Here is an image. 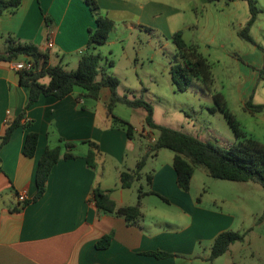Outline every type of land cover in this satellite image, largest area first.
Here are the masks:
<instances>
[{
    "label": "crops",
    "instance_id": "obj_1",
    "mask_svg": "<svg viewBox=\"0 0 264 264\" xmlns=\"http://www.w3.org/2000/svg\"><path fill=\"white\" fill-rule=\"evenodd\" d=\"M96 1L100 12L115 23L108 43L102 45L106 55L115 56L120 46L127 51L128 43L136 48L154 39L168 42L173 35L183 32L189 45L196 46L203 56L214 55L218 63L222 57H233L240 71L243 65L264 66V0H257L262 12L251 28L254 44L239 36L251 16L243 0ZM97 28V18L83 0H24L16 13L0 15V53L6 51V36L12 35L21 43L35 44L40 51L49 52L52 65L57 61L63 64L69 57L104 52L100 46L94 50L89 47V32ZM50 42L52 48L48 46ZM28 59L21 56L18 63ZM15 64L0 62V145L8 119L21 116L30 97V90L20 83ZM249 84V80L237 84L243 110L251 100L261 104L256 102L258 89L249 88ZM221 94L229 106V97ZM84 95L76 90L62 100L40 98L22 121H31L30 128H17L1 148L0 264H215L218 259L210 261L212 246L227 231L228 216L203 206L193 195L192 186L191 192L179 187L174 154L162 155L166 149L152 154L142 171L141 180L146 182L150 174L144 170L150 160L157 162L151 173V186L147 182L141 184L136 195V182L132 188L123 189L121 173L133 171L141 160L135 159L131 164L134 166L126 169L128 153L137 150L142 158L149 152L140 138L143 140L150 130L145 121L141 130L135 128L141 137L129 140L124 130L113 127L106 105L103 110L94 109ZM249 114L264 139V112ZM238 121L248 136L256 135V130H247V122ZM29 132L40 136L33 158L24 155ZM59 139L78 143L74 151L77 157L56 164L43 197L23 208L19 196L25 193L27 200L35 198L40 160L46 148L58 145ZM90 141L98 143L103 154L97 168H90L87 163L89 148L84 143ZM111 167L113 173L109 172ZM194 178L195 173L192 185ZM97 186L110 190L120 206H134L141 188L161 197L143 195V217L138 224L130 225L122 217L102 214L91 202ZM105 236L112 237L110 245L99 249L98 243ZM159 252L170 257L154 255Z\"/></svg>",
    "mask_w": 264,
    "mask_h": 264
},
{
    "label": "trees",
    "instance_id": "obj_2",
    "mask_svg": "<svg viewBox=\"0 0 264 264\" xmlns=\"http://www.w3.org/2000/svg\"><path fill=\"white\" fill-rule=\"evenodd\" d=\"M83 1L91 8V12L97 18L98 28L89 32V47L94 50L96 47L108 43L110 34L115 29V23L100 12L101 9L96 0ZM243 1L247 2L251 16L246 27L239 32V36L242 41L254 44L251 28L256 23L262 9L258 6L257 0ZM23 3L24 0H0V15L16 13ZM50 21V19H47V22ZM183 36L184 33L179 32L171 38L181 58V62L171 68L173 82L180 92H186L194 79L202 81L205 88L213 94L216 103L211 110L222 113L231 126L236 137L234 144L222 147L157 124L154 120L153 107L144 99V93L147 90L145 88L142 90L143 95L140 98L135 97L132 99L127 94L120 95L118 92L120 86L119 78L110 75L105 69H101V62L104 60L112 68L114 63L103 57L101 53L89 52L86 55H82L78 68L68 71L61 64L52 65L49 52H42L35 44H24L17 40L16 37L7 35V48L6 51L0 53V62L18 63L19 58L25 56L32 60L34 68L32 71L20 72V83L23 87L30 90V97L21 116L14 120L8 119L0 151L2 146L11 140L17 128L24 127L26 130L30 128L32 125L31 121L24 124H22V121L26 118V111L36 102H39L40 98L55 97L62 100L72 95L79 87L85 91L84 99L98 101L101 100L103 89H108L110 98L105 105L108 116L113 121L112 125L114 128L124 130L129 140L136 138L135 127L115 114L117 105L124 104L130 109H143L146 112L145 121L149 130L158 132L155 143L149 147V152L143 155L136 169L131 172L121 173L120 181L123 189H130L135 182L140 181L148 159L152 154L163 149L169 150L174 154L173 166L177 175V182L179 187L185 192H191L192 180L198 166L207 168L209 175L213 179L236 183L254 182L264 189V143L245 133L241 123L227 106L225 97L221 93L214 91L215 78L208 59L199 52L196 46L189 45ZM46 78L49 79L48 84L42 83ZM245 110L251 114L263 113L264 105H256L251 100L246 104ZM39 141V134L29 132L24 145V155L29 158L35 157ZM77 144L59 139L58 145L46 148L37 169V194L35 198L26 199L23 202V208L39 201L43 197L52 168L56 164L62 159L72 160L77 157L74 154ZM84 144L89 148L86 157L89 167L97 168L98 160L103 157L99 144L92 141ZM0 172H2L1 165ZM146 181L148 186L152 185L153 177L151 174L146 177ZM143 190V188L140 189L137 203L134 206H120L112 198L110 190H104L101 186H97L92 191L91 202L96 205L102 214L122 217L130 225H135L138 224L144 214L142 196L158 195L152 191L145 192ZM111 240V236L103 237L98 243V248H107ZM243 241H245V235L232 230L221 233L213 243L210 261L214 262L225 255L232 244ZM154 255L160 258L170 257V255L162 252L154 253Z\"/></svg>",
    "mask_w": 264,
    "mask_h": 264
},
{
    "label": "rangeland",
    "instance_id": "obj_3",
    "mask_svg": "<svg viewBox=\"0 0 264 264\" xmlns=\"http://www.w3.org/2000/svg\"><path fill=\"white\" fill-rule=\"evenodd\" d=\"M99 48L104 51L101 52L102 56L109 58L116 65L112 68L104 60L101 62V69H105L110 75L118 76L120 95L127 94L132 99L140 98L143 95L142 90L144 88L147 90L144 93V99L153 107L154 120L157 124L222 147H227L236 140L223 114L211 110L216 103L213 94L205 88L201 80L194 79L186 92H180L174 84L171 68L178 65L181 58L172 40L166 42V40L154 39L150 44L145 43L136 48L128 43L127 51H123L121 46L117 47L115 56L104 54L106 47ZM204 57L208 59L215 77L214 91L229 97L228 107L238 120L247 122L250 128L247 129L248 131L256 130L257 133L253 135V138L262 137L255 119L240 108L242 105L237 93V84H243L249 80L248 87L258 89L256 102L264 104V66L254 67V69L247 68L241 63L243 69L240 71L233 57H222L220 63L214 61L217 58L214 55L210 57L206 53ZM79 59L80 56L76 55L69 57L63 64L59 61L54 64H61L66 70L73 71L78 68ZM42 83L47 84L48 78ZM76 90L85 93L82 88L78 87ZM101 96L99 101L87 99L88 105L94 109L103 110V106L109 101L110 91L103 89ZM115 114L126 119L139 130L145 125L144 110H134L124 104H118ZM139 137L141 136L136 135L135 139L138 140ZM157 137L158 132L147 131L144 139L142 140L141 137L140 140L149 148L155 143L153 138ZM260 139L264 143V139ZM164 151L162 155L165 153L172 155L169 150ZM162 158L164 159L165 156ZM135 159H141L137 150L128 153L126 169L134 166L131 164L136 162ZM156 165L155 160H150L149 166L144 171L151 174ZM112 168H109L110 173H113ZM141 181H137L134 185L135 195L140 185L147 182ZM192 193L203 206L212 207L228 216L227 231L232 230L245 235V241L232 244L229 251L215 264H264V189L258 183H236L213 179L207 168L198 166Z\"/></svg>",
    "mask_w": 264,
    "mask_h": 264
},
{
    "label": "built area",
    "instance_id": "obj_4",
    "mask_svg": "<svg viewBox=\"0 0 264 264\" xmlns=\"http://www.w3.org/2000/svg\"><path fill=\"white\" fill-rule=\"evenodd\" d=\"M48 46H49V48H52V47H53V43L50 42V43L48 44ZM14 67H15V70H17V71H19V72H21V71H32L33 68H34V64H33V62H32L31 59H28V60H26V61H24V62H21V63H17V64H15ZM19 200H20L21 202H24V201L26 200V194H25V193H22V194L19 196Z\"/></svg>",
    "mask_w": 264,
    "mask_h": 264
}]
</instances>
